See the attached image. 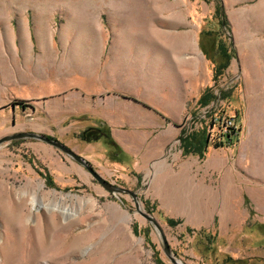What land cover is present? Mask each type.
I'll list each match as a JSON object with an SVG mask.
<instances>
[{
    "label": "rangeland",
    "instance_id": "374dc122",
    "mask_svg": "<svg viewBox=\"0 0 264 264\" xmlns=\"http://www.w3.org/2000/svg\"><path fill=\"white\" fill-rule=\"evenodd\" d=\"M223 48L230 58L219 70ZM26 62L35 80L50 76L55 94L78 86L91 93L64 120L67 108L51 89L45 98L13 100L0 137L40 130L106 181L138 192L181 264H264V0H0V71ZM41 66L45 73L36 72ZM94 73L104 80L94 85ZM129 76L140 91L116 88ZM108 101L159 119L145 127L106 120ZM96 128L105 137L86 141ZM188 141L203 154L186 153ZM122 149H165V156L149 162ZM178 149L180 161L199 156L208 175L192 166L176 179L180 165L169 158ZM67 195L71 215L32 209ZM0 264L172 263L130 196L110 194L70 157L24 139L0 145Z\"/></svg>",
    "mask_w": 264,
    "mask_h": 264
},
{
    "label": "crops",
    "instance_id": "0c3cea01",
    "mask_svg": "<svg viewBox=\"0 0 264 264\" xmlns=\"http://www.w3.org/2000/svg\"><path fill=\"white\" fill-rule=\"evenodd\" d=\"M185 43L187 47L190 46L191 48V44H190L191 42H189V39L187 37H185ZM11 70L12 71H10L9 73H7L6 71H2V72L0 71V117L4 116L3 114L6 113V109L8 110V107L12 103L13 100H30L31 101L34 98H45V97H48V95L50 94L49 91L51 89L50 92H52L51 93L52 95L50 94V96L57 95L55 97V100L57 99V104H60L62 108L63 107L67 108L66 110H64L66 113H65V116L62 117V120L68 119L70 117H75L79 113V111L81 110L80 105L82 104V101H84L85 99H88L87 96L91 93L90 90H85L84 88H80L78 86V89L72 88V90L71 89L67 90L65 88L64 91L65 90L70 91V93L67 92V94H64L63 96L62 94H58V93L55 94L57 89L54 90L51 86L48 85L50 76L47 73H45L46 71L45 66H41V69L36 71V72L40 71V72L45 73V74H42L44 76H40V77L37 76L36 80L34 79L35 77L32 76V74L30 73L31 63L26 62L24 66L17 64L16 69L14 70L11 68ZM16 73L21 75V77H19ZM120 77H122V75H120ZM103 80L104 78H102L100 74L98 75V73H94L93 78H90V82L92 83L94 82V85L95 83L97 84L98 82H101ZM125 80H126V83H128L129 85L123 86L121 85L122 83L120 82L118 83L119 85L118 84L115 85L116 88L118 89L125 88L127 90L137 89L138 91H140V89H142V87L144 86V85L141 86V83L139 82V78H136L134 76L126 77ZM106 104H107L106 113H105L107 115L106 120L108 119L121 120V118H128L132 121H136L140 127H145L144 122L150 123V122H154L157 119H159L158 117H155L154 115L153 116L150 114L146 115L145 113H140L139 111H135L134 114L130 115V112L128 109L129 107L124 103L108 101ZM46 106H49V105H46ZM124 107H125V111H123ZM44 115L46 118H48L49 116L48 111H46ZM13 120L14 119L12 118L11 119L12 126L14 124ZM17 132H34V133L41 134V135L45 134L44 132H41L40 130H36V129H31V130H26V131H17ZM13 133H16V132L7 133L5 135H2L1 137L11 135ZM164 133L166 134V130L164 131ZM131 135L132 137H135V138L140 137V134L138 132L135 133V131H133ZM44 136L53 138V136L50 134H45ZM122 152H124V155L126 154L128 157L134 156L137 159H140V157H142V160L149 161V162L155 161V160L160 161L161 158L165 156L164 154L165 149H143L142 152H140V149H122ZM181 155H182V152L180 149H178L177 151H175L171 159L169 158V161L171 163H177L178 165H180V171L178 172V175H176V179H180L189 169H192V166L195 168L198 167V172L200 173V176H203V174L205 176L208 175L209 167L207 164H203L200 162L199 156L190 155L192 158H195V160L187 159V160L180 161ZM183 157H186V156H183ZM167 162H168V158L165 161H161V163H159V168L161 169L165 168ZM211 164H213L216 170L222 166V164H218L215 162ZM202 166H204V168ZM203 194L205 193L204 192L200 193L201 195L199 197L200 199H202Z\"/></svg>",
    "mask_w": 264,
    "mask_h": 264
},
{
    "label": "water",
    "instance_id": "95a60500",
    "mask_svg": "<svg viewBox=\"0 0 264 264\" xmlns=\"http://www.w3.org/2000/svg\"><path fill=\"white\" fill-rule=\"evenodd\" d=\"M99 130L98 129H90L85 134V140L89 141L90 137H92L94 140L98 139ZM24 139H32L44 142L55 149L59 150L61 153L65 154L66 156L70 157L72 160L77 162L80 166L84 167L90 175L95 179L106 191H108L110 194H120V195H128L130 196L134 203H135V209L136 211L149 223H151L156 230L157 234L160 237L161 243H162V251L163 253L169 258L172 264H181L173 255L170 249V246L167 242L166 237L163 234V231L159 225V223L156 221V219L150 215L142 211L139 203L138 198V192L132 191L127 188H122L117 185H114L105 179H103L90 165V163L85 160L82 156L76 154L74 151H72L69 147L61 143L60 141L49 138L47 136L37 134L34 132H16L11 135H7L0 138V145L6 144L12 141L16 140H24Z\"/></svg>",
    "mask_w": 264,
    "mask_h": 264
},
{
    "label": "bare ground",
    "instance_id": "6f19581e",
    "mask_svg": "<svg viewBox=\"0 0 264 264\" xmlns=\"http://www.w3.org/2000/svg\"><path fill=\"white\" fill-rule=\"evenodd\" d=\"M70 199H71V196L67 195L66 197H61V198H59L57 200L53 199V200L49 201V204H47L48 202L46 203V201H45L46 204L39 202V205H36L35 202H33L32 209L39 210L40 208H43V209H46L51 214L52 213H58L61 217L67 216V215H71L72 211L68 208L69 205L67 203ZM70 211H71V214H70ZM15 214H16V212H15ZM33 217H34V212H31V214L29 215V220H30V218H33ZM53 226H55V224ZM87 250H88V248L84 252H87Z\"/></svg>",
    "mask_w": 264,
    "mask_h": 264
},
{
    "label": "trees",
    "instance_id": "16d2710c",
    "mask_svg": "<svg viewBox=\"0 0 264 264\" xmlns=\"http://www.w3.org/2000/svg\"><path fill=\"white\" fill-rule=\"evenodd\" d=\"M220 48H218L219 52H221V49ZM222 50L223 51H222L221 54H222L223 58L225 59L226 63H224L223 65H220L219 67H217V68H219V70H221V69H223V68L226 67L227 63L229 62V58H230V55L227 54V50L224 49V48ZM216 75H217V69H215V71H214V76H213V79L214 80H215ZM208 92H209V89L207 88L206 91L202 94V96L199 99L200 103H202V104H208L209 103L210 98L207 95ZM223 136L225 138L224 141H226V142L230 141V134L225 133ZM223 145H224V142L223 141H219L218 144H215V147L218 148V147H222ZM187 146H188L189 149H187V152L186 153L194 152V153H198L200 156L203 154L202 153V150L203 149H196L197 151L190 149V148H192L191 146H193V143L191 141H188L187 142ZM48 183L49 184H52L51 183V180L48 181ZM167 222H168V224L173 225V226L176 224V222L173 221V220H168ZM201 231H203V230H200L198 233H201Z\"/></svg>",
    "mask_w": 264,
    "mask_h": 264
},
{
    "label": "built area",
    "instance_id": "2783aa9c",
    "mask_svg": "<svg viewBox=\"0 0 264 264\" xmlns=\"http://www.w3.org/2000/svg\"><path fill=\"white\" fill-rule=\"evenodd\" d=\"M212 121H213V124L215 125V123L219 122V119L217 117L216 118H212ZM220 122H221L220 123V127L222 129H224L225 131H230V127H229V125L231 124L230 122H227V123H226V121H224V122L220 121Z\"/></svg>",
    "mask_w": 264,
    "mask_h": 264
},
{
    "label": "flooded vegetation",
    "instance_id": "af4514ba",
    "mask_svg": "<svg viewBox=\"0 0 264 264\" xmlns=\"http://www.w3.org/2000/svg\"><path fill=\"white\" fill-rule=\"evenodd\" d=\"M99 130L98 137H105V134L103 133V130L101 128H96Z\"/></svg>",
    "mask_w": 264,
    "mask_h": 264
}]
</instances>
